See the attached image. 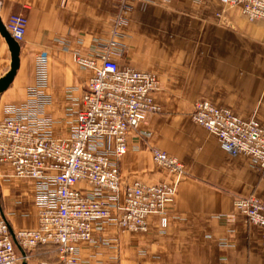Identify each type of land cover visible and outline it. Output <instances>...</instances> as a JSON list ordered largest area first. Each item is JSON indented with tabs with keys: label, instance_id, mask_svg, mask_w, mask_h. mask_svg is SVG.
Listing matches in <instances>:
<instances>
[{
	"label": "crops",
	"instance_id": "1",
	"mask_svg": "<svg viewBox=\"0 0 264 264\" xmlns=\"http://www.w3.org/2000/svg\"><path fill=\"white\" fill-rule=\"evenodd\" d=\"M128 3L122 39L127 50L119 62L156 74L160 85L154 99L161 111L130 130L128 151L119 162L121 179L124 185L173 183L175 174L154 162V148L176 157L185 174L168 208L167 227L158 215L149 216L146 232L98 222L94 241L81 244L80 264H264V229L250 224L235 203L239 196L264 200V170L248 155L226 152L218 137L192 117L196 102L208 100L239 116H255L264 126V20L249 21L223 0ZM118 10V0H0L4 23L12 14L28 20L20 67L0 94V119L43 84L52 98L46 113L53 135L68 137L93 73L75 55L92 56L111 37ZM11 62L0 33V78ZM0 184L11 228H36L35 183L15 176L5 164ZM79 187L91 188L86 182ZM26 254L27 264H62L53 246Z\"/></svg>",
	"mask_w": 264,
	"mask_h": 264
},
{
	"label": "built area",
	"instance_id": "2",
	"mask_svg": "<svg viewBox=\"0 0 264 264\" xmlns=\"http://www.w3.org/2000/svg\"><path fill=\"white\" fill-rule=\"evenodd\" d=\"M118 0L111 37L99 43L92 56L76 53V61L93 71L84 89L82 104L68 137L53 135V121L46 113L52 98L39 84L29 90V99L9 107L0 119V165H10L15 176L33 181L39 207V224L14 231L0 198V264H23L16 244L25 250L53 246L62 264H80L82 243L94 241L95 224L108 221L123 231L146 232L148 218L160 216L168 225V208L174 202L184 177V165L166 151L154 148V162L176 178L173 183L134 181L124 185L120 159L128 151V134L161 111L154 93L160 81L156 74L122 66L126 54L122 41L131 5ZM239 7L249 20H264V0H223ZM28 20L12 14L5 25L21 42ZM47 55L42 54L41 63ZM193 120L215 134L222 148L233 156L245 154L264 170V126L255 117H242L208 100L196 102ZM86 182L91 188L79 187ZM237 208L250 224L264 229V200L239 196ZM14 231V234L12 233Z\"/></svg>",
	"mask_w": 264,
	"mask_h": 264
},
{
	"label": "water",
	"instance_id": "3",
	"mask_svg": "<svg viewBox=\"0 0 264 264\" xmlns=\"http://www.w3.org/2000/svg\"><path fill=\"white\" fill-rule=\"evenodd\" d=\"M0 33L6 40L12 57L10 70L0 78V94H2L4 91H6L9 88L20 67L21 44L11 35L1 16H0ZM12 233L14 234L13 230ZM15 241L22 255L25 257L26 256L25 250L18 244L17 240ZM23 264H27L26 258L23 260Z\"/></svg>",
	"mask_w": 264,
	"mask_h": 264
},
{
	"label": "rangeland",
	"instance_id": "4",
	"mask_svg": "<svg viewBox=\"0 0 264 264\" xmlns=\"http://www.w3.org/2000/svg\"><path fill=\"white\" fill-rule=\"evenodd\" d=\"M1 190H2V189H1V184H0V194H1Z\"/></svg>",
	"mask_w": 264,
	"mask_h": 264
}]
</instances>
